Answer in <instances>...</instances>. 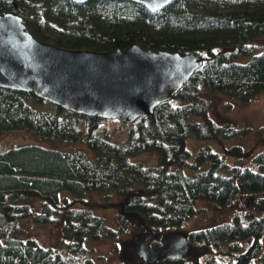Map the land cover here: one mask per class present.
I'll list each match as a JSON object with an SVG mask.
<instances>
[{"label":"trees","instance_id":"1","mask_svg":"<svg viewBox=\"0 0 264 264\" xmlns=\"http://www.w3.org/2000/svg\"><path fill=\"white\" fill-rule=\"evenodd\" d=\"M10 11L21 16L35 38L60 47L109 51L138 44L155 51H195L203 64L152 115L123 122L122 137L105 125L117 120L77 114L33 93L0 87V135L26 130L45 143H83L92 153L39 144L0 148V264H93L89 239L115 240L138 228L181 226L199 212V200L227 208L241 194H264V151L256 155L254 170L241 164L239 146L223 153L204 146L190 166L209 161V168L183 172L190 138L222 140L241 132L210 117L212 97H225L223 107L230 109L233 102L246 105L264 92V49L255 52V40L264 35V0H172L154 12L125 0H20L16 9L0 0V13ZM247 55L251 58L245 63L234 61ZM144 154L156 163L131 160ZM227 154L238 156L234 165ZM112 191L119 199L116 229L85 199L99 192L107 201ZM25 219L60 223L68 252L27 236ZM188 239L207 248L204 262L199 257L186 261V256L165 264H264V215L248 220L235 214L231 221L190 231Z\"/></svg>","mask_w":264,"mask_h":264},{"label":"water","instance_id":"2","mask_svg":"<svg viewBox=\"0 0 264 264\" xmlns=\"http://www.w3.org/2000/svg\"><path fill=\"white\" fill-rule=\"evenodd\" d=\"M6 1L16 9L20 0ZM125 1L141 3L154 12L172 0ZM202 64L195 51H155L138 44L109 51L60 47L35 38L17 12L0 13V87L33 93L77 114L124 123L152 115ZM144 228L148 234L132 249L144 263L181 261L188 255L186 233L168 236L153 247V233Z\"/></svg>","mask_w":264,"mask_h":264},{"label":"rangeland","instance_id":"3","mask_svg":"<svg viewBox=\"0 0 264 264\" xmlns=\"http://www.w3.org/2000/svg\"><path fill=\"white\" fill-rule=\"evenodd\" d=\"M256 53H260L264 49V35L255 40ZM251 56H240L236 58L235 62L245 63L249 61ZM215 101V108L210 112V117L217 123H228L236 129H240V134L228 139L222 140H196L190 138L188 141V148L191 151L189 158V165L183 167V172L187 175H193L197 171H202L209 168L210 162L201 165L198 168L191 167L197 150L204 146H209L212 151L223 153L224 150H229L233 147L239 146L241 148V164L244 166H251L257 170L258 165L255 163V157L258 153L264 151V92L259 97L250 103L243 105L238 102H233L230 109H225L223 104L227 99L223 96L212 97ZM31 106L40 108L36 102L30 101ZM108 129H115L118 137H122L126 126L123 122L108 121L106 124ZM27 144H39L43 146L53 147L62 151L72 152L76 149H82L89 156L92 155L87 145L80 142H59L54 141L45 143L41 138L36 137L34 133L26 130H10L0 135V148L9 149L12 147H19ZM156 157V155H155ZM238 156H231L227 154L226 159L230 165H234ZM132 161H139L144 166H152L156 163L153 161L151 154H144L131 158ZM154 162V163H153ZM241 197V199H240ZM240 201L233 203L227 208H222L217 204L199 200L196 202V207L199 212L195 217L185 222L181 226L162 228L159 230L151 229L153 236L151 242L161 243L166 237L186 233L190 231L209 227L215 223L231 221L235 214L243 215L246 218L264 215V204L261 203V198L264 194L245 195L241 194ZM86 200L93 201L92 212L96 215L103 216L107 225L111 228L117 227L115 216L119 208V199L116 191L110 193L107 201L99 192L88 194ZM36 210L40 209V204L37 201H30ZM101 203V204H100ZM114 203V204H113ZM249 206V209H248ZM21 223L27 231V236H33L40 244L50 246L61 252H68L65 247L67 237L63 234L60 228V223L52 224H36L30 219L22 220ZM147 229L138 228L131 231L125 237L110 240L107 238L89 239L86 243L89 248L88 257L92 259L93 264H147L142 262L132 253V249L144 239L147 235ZM249 241V240H246ZM245 241V242H246ZM191 249L185 258L186 261H191L199 257L201 263L204 262L206 256V247L197 245L189 241ZM243 242L241 243L242 246ZM247 248V247H245ZM244 249V248H243ZM220 249H213L212 252H221ZM154 264H165L154 263Z\"/></svg>","mask_w":264,"mask_h":264}]
</instances>
